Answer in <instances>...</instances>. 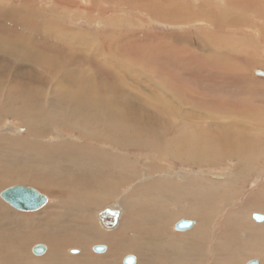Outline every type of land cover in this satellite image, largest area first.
Returning a JSON list of instances; mask_svg holds the SVG:
<instances>
[{
  "label": "rangeland",
  "instance_id": "obj_1",
  "mask_svg": "<svg viewBox=\"0 0 264 264\" xmlns=\"http://www.w3.org/2000/svg\"><path fill=\"white\" fill-rule=\"evenodd\" d=\"M238 2L239 3H237L236 6L226 8L225 11V9L221 10L220 8L227 6V3L221 0H0V35H4L7 29L14 25L22 27L17 20L16 23L13 22V24L9 23L5 18V15L9 11L15 9L16 11L21 12L22 17L27 18V22L24 25L26 28L29 30H37L36 28H38V30L34 32L35 34H40L41 43L53 45L47 53L57 64L60 62L64 64L65 52H69V50L72 52L73 50H76L78 52L79 50L70 47L67 43H59L50 38L55 36L58 38L60 35L66 34V39H69V35L71 37V33L75 31L76 36H79L81 33L78 38L81 42L78 40L77 42L87 44L89 40H91L89 48L93 50L97 49L103 44V42L105 45L110 46V49L114 47L115 54L123 58L127 66L135 68L136 71L139 69V73L143 72V78L145 70L146 75L147 73L151 74L149 71L150 64L147 59V56L149 55L151 57L153 56L151 59H155L157 52L159 54L163 53V55L172 52L174 56L177 55L175 57L184 56V52L181 51V54H179L172 50L170 46H172L173 49H179L178 47L188 49L189 54L192 55L190 41L179 42L173 40L172 35L186 32H201L204 34V30L198 31V27L208 26L209 21H206L202 17V11H200L206 9L210 12L209 14L212 15V19H216L217 16L221 17L220 19H224L222 20V32L219 34L221 38L224 41L236 43L237 48L239 46L241 49V51H239V59L231 64L230 72L237 76L244 74L248 80V91L244 96H240L237 92L231 93L234 101L238 100L239 102H243L244 98L246 99V103H244L246 111L234 114L232 115V118L219 119L218 124L211 122L208 123V121L199 125H192L190 121L187 124H183L182 127H179L178 125L183 121L179 120L178 122L176 119H173L175 122H172L168 119V124L170 126L167 128V132L165 131L167 137L165 139L168 140V142L171 141L173 143L168 145L169 147L167 148L169 153L166 151L167 154L165 155L163 150L158 147L159 143L152 135H140L141 138H145L144 140L147 143L145 145L117 147L113 141L114 137L111 135L110 139L113 142H105L106 144H104V140L101 138L97 140L96 138H91L89 134L82 132L89 130L82 124H79L81 129H72L62 122H53L49 123L45 129V133L42 134L41 137H35L29 134V127L26 126L13 112L19 110V107L24 100L31 105H42L46 112L50 114H55L58 111H68V107H70L71 103L68 102L65 97L60 98L62 94L56 91L55 87L60 84L67 86V81L62 77L55 78L57 75L43 69L41 72L33 73L30 66L26 63L14 64L0 57V105L4 106L7 111L2 112L3 114L1 113L0 115V141H2L0 142V174H2V177L6 176L5 180L8 182L3 183L0 187V193L15 185H25L35 188L44 195L46 194L45 196L49 199L46 206L33 212L16 211V209L11 207L1 199V197L0 202L13 211L25 216H31L40 211L43 212L49 206L66 200L68 198L67 192L70 191L71 188L77 187L79 189L84 186L91 187L96 183L94 180H96L99 175L95 174L94 176L93 173H88L90 171L94 172L92 171L91 163L88 164L90 161L88 158H94L98 161L105 162L107 157H112L113 154H117L124 162L125 166L122 168L126 167L136 170L135 173L137 177H135L137 181L134 183L136 185L148 184V186H145L142 189H135L138 191L137 194L134 193L125 198L123 197L120 199L121 202L109 201L100 206V208L96 207L94 220L97 222L95 223L96 227L98 228L99 223V226L102 229L99 230V228V232L101 231L107 235H112L119 226L121 232H124V229H128L127 226H129L126 221H131L130 219L125 220L124 216H126L127 213L142 211V205L147 209L149 208L155 211H161L162 209L166 210L165 221L168 219L169 215L175 213L172 211V208H174V210L178 209V211H184L185 213L180 212V215L172 219L170 222L169 229L171 230V234L177 236L185 234L176 232L173 228L171 229V224L182 219L194 220L196 222L195 225H197V222L200 223V219H206L207 221L211 220V224L215 220L213 222V228L211 227V231L216 230L217 226H219L218 232H220L224 227V223L226 225V222L229 227L238 229L237 223L241 224L243 220L237 214L243 209L250 210L249 220L254 225L264 227V221L257 222L253 219L255 214L264 216V75L258 74L257 72H264V0H239ZM171 4L176 5L174 9L175 11L180 5H182L188 11L186 14L187 20L193 19L196 21L195 24L201 26L196 25L197 27H189L188 25H178L167 21L169 16L156 14V10H149L151 7L154 9L168 10L171 8ZM246 8L249 9L247 10ZM199 12L201 14H199ZM231 18L236 22L230 24L227 19ZM45 20L46 23L43 22ZM176 20L182 21L180 17H176ZM3 21L6 22L4 23ZM209 33L216 34L214 30ZM141 36H146V39H142ZM137 37L138 39H136ZM118 40V43L121 44L119 46L116 44V41ZM243 43H250L251 45L245 46ZM61 45L63 46L61 47ZM128 47L132 48V51H136V58L141 51H147V54H145L147 56L140 53L141 57L139 58V61L141 62H137V60H134L131 57H124ZM41 50L44 51L43 49ZM195 51L196 50H194V52ZM196 52L195 55L200 53L198 51ZM168 58L170 59V57ZM245 59L250 60L251 64L245 65L243 62ZM96 60L97 63H102L98 58H96ZM253 61H256V63H253ZM80 67L86 71V68L83 66ZM51 75L53 76V79L50 78ZM105 78L107 80L111 79L108 74L105 75ZM61 80H63L65 84H63V81ZM39 82H46V86L43 87L45 91L42 93H36L33 91V96H29V94L27 95L23 90L26 89L29 91V87L34 86L38 88L41 84ZM185 84L186 83L182 81V84L178 85L183 88L187 85ZM23 85L24 87H22ZM192 93L195 92L192 91ZM224 99L225 97H223V100ZM183 105L190 107L189 103L185 100ZM75 107L78 106L75 105ZM220 132H226L227 135L228 132H234L232 134L233 139L232 136L221 139L220 135H217ZM238 132L244 134L248 140L240 142L236 137ZM224 140L228 142L225 145L221 143L224 142ZM92 143H94V145ZM244 143L251 148H257L258 152L249 155L248 158L250 160L247 158L241 163L239 159L228 155L227 150L229 147H234L237 144L243 145ZM163 147L166 148L164 142ZM83 148H85L86 151H83ZM81 153H83L84 156H82ZM45 156L46 158L44 160ZM81 159L86 160V162L79 164L78 160ZM250 161L251 164L246 166ZM241 165L242 167H246V170L241 168L244 173V175H240L242 180H239L238 182L234 180L231 181L238 171L239 173L242 171L240 170ZM77 166H79L80 169H84L77 171ZM81 173H83V175ZM229 174H232V177L229 178V180L228 178L222 177H226ZM129 175L130 173L123 169L124 180L119 178L113 179V181L117 182L119 185L117 186L118 190L122 188L121 190L123 191L126 190V188H129L127 193H130L133 190V186L127 185ZM103 194L104 193H101V195ZM188 200H193L198 206L197 209L200 211L198 217L186 215L187 207H189L190 203ZM116 204H118L119 207L122 205L121 207L124 210L126 209L122 216L124 222L121 220L122 224L120 223L121 225L111 231H106V229L103 230L97 218V213L107 206ZM3 222L5 223V221ZM219 223L222 227L218 225ZM193 229L194 228H192V230ZM218 232L216 235H213L212 233L208 238L206 236V242L204 239L205 245L202 249L204 252L203 255L207 257L204 264H214L213 247L215 246L216 241L221 238V232ZM246 236L247 234L241 237L245 239ZM123 237L127 240L132 239L127 233H125ZM250 240L252 241L253 239ZM247 242L250 243L249 246H247L248 243H246L245 246H241L244 248V250L242 248L244 255H247L244 253L245 247H247V250L248 248L252 249L254 247L253 241ZM39 243L33 242V246H30L29 255L32 257L30 258L31 261L34 258H38V256L44 258L48 254L47 251L49 252L48 248L50 247L47 243L43 241ZM226 243L227 240L224 245ZM44 244L47 247L46 253L42 256L35 255L32 250L33 247ZM72 245L75 246L70 249L78 250L79 254H81V250L78 248L79 245L77 243ZM97 245L105 246L106 251L103 254L107 253L109 248L107 242H96L92 239L90 240L89 245L91 256L96 257L98 254L103 255L102 253L93 251V247ZM71 250H67L68 255L76 256L70 254ZM210 250L211 253L209 254ZM78 251H75L74 253H78ZM250 251L251 250H248L247 253H250ZM215 254L217 256L220 255L219 250H217ZM259 254L261 256L255 254L250 256L247 255L246 258L241 257V264H246L252 259H258L260 264H264L262 260L264 254L263 252H259ZM129 255H134L137 258L136 264L139 263V256L138 254L136 255V252L134 251L124 253L121 264H124V258ZM233 262L234 264L236 263L235 261ZM0 264L5 263L0 262Z\"/></svg>",
  "mask_w": 264,
  "mask_h": 264
},
{
  "label": "bare ground",
  "instance_id": "obj_2",
  "mask_svg": "<svg viewBox=\"0 0 264 264\" xmlns=\"http://www.w3.org/2000/svg\"><path fill=\"white\" fill-rule=\"evenodd\" d=\"M221 1L227 3V6L220 8L221 10L225 9V11L226 8L234 7L239 3V0ZM175 7V4H171V8L168 10L154 9L153 7L149 10H156V14L169 16L167 21L178 25H188L189 27L199 25L195 24L196 21L193 19L187 20L186 14L188 11L182 5H180L176 11L174 10ZM246 9L248 10L249 8ZM200 11H202V17L206 21H209L208 26L198 27V31L204 30V34L201 32H186L172 35L173 40L179 42L190 41L192 55L189 54L188 49L178 47L177 45L179 49H173L172 46L170 47L179 54H181V51L184 52V56L175 57L177 55L174 56L172 52L166 55L157 52L155 59H151L153 56L145 55L147 51H141L140 53L142 55L147 56L150 64L149 71L151 72V74L147 73L146 75V70L144 69L145 74L143 78V72L139 73V69L136 71L135 68L132 67L133 70L131 67L127 66L125 60L115 54L114 47L110 49V46L105 45L103 42L99 47L97 46V49L93 50L89 48L91 40H89L87 44L77 42L81 33L79 36H76L75 31L71 33V37L69 35V39H66V34L60 35L58 38L56 36L50 38L59 43H67L70 47L79 50L78 52L76 50H73V52L71 50L65 52L64 64L61 62L57 64L47 53L53 45L41 43L40 34H35L38 28L35 27L37 30H29L26 28L24 25L27 22V18L22 17L20 11L12 9L5 15L6 20H8L9 23H16L17 20L22 27L15 25L10 28L8 27L9 29H7L6 33L0 35V57L14 64L26 63L30 66L33 73L41 72L43 69L48 72H53L54 75H57L55 78L62 77L67 81L68 87L61 84L56 85V91L62 94L60 98L65 97L68 102L73 104H70L68 111H58L55 114H50L46 112L42 105H31L24 100L19 110L13 113L29 127V134L35 137H41L42 134L45 133V129L49 123L62 122L72 129H81L79 124H82L86 129H89L82 132L89 134L91 138H96V140L101 138L104 140V144H106L105 142L111 143L114 141L117 147L145 145L147 144L144 140L145 138H141L140 135H152L159 143L158 147L163 150L166 155V151H169L167 148L169 147L168 145L173 143L165 139L167 138V128L170 126L168 124V119L172 122H175L173 119H176L178 122L179 120L183 121L178 125L179 127H182L183 124H187L190 121L192 125H199L208 121V123L218 124L219 119L232 118V115L241 111H246V107L244 106L246 99L243 97V102H239L238 100L234 101L233 95L231 94L237 92L240 96H244L248 91V80L246 76L244 74L237 76L230 72L231 64L239 59V51H241V49L239 46L237 48L236 43L224 41L219 35L223 29L222 20L224 19H220L221 17L218 16L216 19H212V15L209 14L210 12L208 10L202 9ZM199 14L201 13L199 12ZM176 17H180L182 21L176 20ZM227 21L230 24L236 22L233 18L227 19ZM43 22L46 23V20ZM64 28L63 30L65 31ZM212 30H214L216 34H210L209 32H212ZM141 37L142 39H146V36ZM136 39H138V37ZM118 42L119 40L116 41L117 46L121 45ZM243 44L245 46L251 45L250 43ZM62 46L63 45H61V47ZM132 50V48L128 47L124 57H131L137 60V62H141L139 61L141 54L139 53L136 58L137 53ZM194 50L200 53L195 55L196 51L194 52ZM168 57H170V59ZM96 58L102 61V63H97ZM243 62L245 65L251 64V61L247 59ZM253 63H256V61H253ZM79 65L86 68V71L81 69ZM106 74L110 76V80L105 78ZM50 78L53 79V76L51 75ZM182 81L185 82L187 84L185 85L188 87L185 86L182 88L179 86L178 84H182ZM39 83L41 84L38 88L34 86L29 87V91L26 89L23 90L27 95L29 94V96H33V91L42 93L45 91L43 87L46 86V82ZM63 84H65L64 81ZM22 87H24V85ZM192 91L195 93H192ZM223 97H225L224 100ZM184 100L189 103L190 107L183 105ZM75 105L78 107H75ZM5 109L4 106L0 105V115L2 112H7ZM233 133L234 132H228L227 135L226 132H220L217 135H220L221 139H225L232 136ZM110 135L114 137L113 141L110 139ZM236 137L240 142L248 140L246 136L240 134V132L236 134ZM163 142L166 144V148L163 147ZM221 143L225 145L228 142L224 140V142ZM92 144L94 145V143ZM83 151H86L85 148H83ZM257 152V148H251L245 143L243 145L237 144L234 147H229L227 150L228 155L239 159L241 163H243L249 155ZM81 155L84 156L83 153H81ZM45 158L46 156L44 160ZM88 160H90L88 164L91 163L92 171H94L88 173H93L94 176L95 174L99 175V177L94 180L96 183L91 186L92 188L88 186L79 189L77 187L71 188L70 191L67 192L68 198L66 200L61 202L57 201L58 203L49 206L43 212L40 211L34 215L25 216L16 212L18 210L13 211L0 202V262L5 264H121L124 253L135 251L136 255L138 254L139 256L138 264L205 263L204 261L207 260V257L203 255L204 252L202 249L205 245L204 239L206 242L208 236L212 233L216 235L219 226H217L216 230L211 231V227L215 220L211 224V220L207 221L206 219H200V223L197 222V225L192 227L194 228L193 230L191 228L189 229L190 231H177L175 229L177 222H175L171 224V229L173 228L174 231L184 233L185 235L182 234V236H177L171 234V230L169 229L170 222L172 219L178 217L180 212L185 213L182 210L178 211V209L174 210V208H172V211L175 213L169 215L168 219L165 221L166 210L162 209L161 211H155L149 208L147 209L142 205V211L127 213L126 216H124L125 220L130 219L131 221H126L129 224V226H127L128 229H124V232H121L119 225L124 222L122 216L126 209L124 210L121 207L122 205L120 207L118 204L110 205L97 213V218L103 230L106 229V231H111L119 227L112 235H107L101 231L99 232V223L97 228L95 225L97 222L94 220L96 207L100 208V206L109 201L121 202L120 199L130 196V194H137L138 191L135 189H142L148 186V184L136 185L134 183L137 181L136 170L133 168H122L125 166L124 162L117 154H113L112 157H107L105 162L98 161L94 158H88ZM78 161L79 164L86 162V160L83 159ZM249 164H251V161L246 166ZM242 165L240 170H242L241 168L246 170V167H242ZM77 169V171H81L84 168L80 169L79 166H77ZM123 169L130 173L127 185L135 186L134 188L132 187L133 190L130 193H127L129 188L123 191L121 190L122 188L120 189L121 191L118 190V183L113 181L114 178L124 180ZM243 170L240 173L238 171L235 176L233 175L234 177L231 181L234 180L238 182L242 180L240 175H244ZM83 173L81 174L83 175ZM231 175L232 174L222 177L228 178L229 180V178L232 177ZM5 178L6 176L2 177V174H0V187L3 183L7 182ZM101 193L104 194L101 195ZM188 201L190 203L189 207H187V211L184 209L186 215L198 217L200 213L197 209L198 206L193 200ZM249 211L250 210L243 209L237 214L243 220L241 224L237 223L238 229L229 227L226 222V225L224 223V227L220 231L221 233L218 232L221 234V238L216 241L213 247L214 264H234L233 261L236 262L235 264H241V257L246 258L247 255L250 256L255 254L261 256L260 254L262 253L259 254V252H263L264 254V227L256 226L249 220ZM3 221H5V223ZM218 225H220V223ZM99 230L102 229L100 228ZM125 233L131 236L132 239H124L123 235ZM245 234H247V236L244 239L241 236ZM92 239L96 242H107L109 244L107 253H102L103 255L98 254L96 257L91 256L89 245ZM250 239H253L254 247L252 249L248 248V250H251L250 253H247L248 250L246 249L247 247H245L244 253L247 255H244V248L241 246H245L246 243H248L247 246H249L250 243L247 241L252 242ZM226 240L227 243L224 245ZM41 241L49 245V252L46 250L48 253L46 257L40 258V256H38V258H34L31 261L30 258L32 257L29 255L30 246L33 242L39 243ZM75 243L79 245L78 248H80L81 254H79L78 250L70 249L74 248L75 245L72 244ZM68 249L71 250V255L76 256L68 255ZM217 250H219L220 254L218 256L215 254ZM75 251H78V253H74ZM210 253L211 250L209 254ZM262 260L264 262V257Z\"/></svg>",
  "mask_w": 264,
  "mask_h": 264
},
{
  "label": "water",
  "instance_id": "obj_3",
  "mask_svg": "<svg viewBox=\"0 0 264 264\" xmlns=\"http://www.w3.org/2000/svg\"><path fill=\"white\" fill-rule=\"evenodd\" d=\"M258 74L264 75V72L257 71ZM1 199L8 203L11 207L18 211L23 212H33L42 209L46 204H48V197L40 193L33 187L25 185H15L7 188L0 193ZM254 219L257 222L264 221V216L255 214ZM196 222L194 220L182 219L178 221L175 225L177 231H187L191 229ZM33 253L35 255H42L46 252L47 247L45 245H37L33 247ZM94 252L104 253L106 247L103 245H97L93 248ZM124 264H136L137 258L134 255H129L124 258ZM247 264H260L258 259L250 260Z\"/></svg>",
  "mask_w": 264,
  "mask_h": 264
},
{
  "label": "crops",
  "instance_id": "obj_4",
  "mask_svg": "<svg viewBox=\"0 0 264 264\" xmlns=\"http://www.w3.org/2000/svg\"><path fill=\"white\" fill-rule=\"evenodd\" d=\"M253 260V259H252ZM249 262V261H248ZM247 264V263H246Z\"/></svg>",
  "mask_w": 264,
  "mask_h": 264
}]
</instances>
